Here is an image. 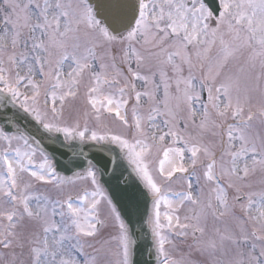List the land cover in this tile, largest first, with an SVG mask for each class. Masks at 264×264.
<instances>
[{
    "label": "snow or ice",
    "instance_id": "obj_1",
    "mask_svg": "<svg viewBox=\"0 0 264 264\" xmlns=\"http://www.w3.org/2000/svg\"><path fill=\"white\" fill-rule=\"evenodd\" d=\"M0 109V264H264V0H0Z\"/></svg>",
    "mask_w": 264,
    "mask_h": 264
},
{
    "label": "water",
    "instance_id": "obj_2",
    "mask_svg": "<svg viewBox=\"0 0 264 264\" xmlns=\"http://www.w3.org/2000/svg\"><path fill=\"white\" fill-rule=\"evenodd\" d=\"M0 111H4V110L0 109ZM9 114H11V113L9 112ZM63 159L64 158H61V162ZM147 246H148V242H146V241L140 242V246H139L137 253L134 257L137 264H154L153 257L148 255Z\"/></svg>",
    "mask_w": 264,
    "mask_h": 264
}]
</instances>
